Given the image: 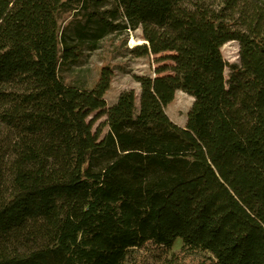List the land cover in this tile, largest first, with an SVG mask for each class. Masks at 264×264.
Instances as JSON below:
<instances>
[{"label":"trees","instance_id":"obj_1","mask_svg":"<svg viewBox=\"0 0 264 264\" xmlns=\"http://www.w3.org/2000/svg\"><path fill=\"white\" fill-rule=\"evenodd\" d=\"M114 3L147 41L135 55L174 64L134 75L139 106L132 88L107 109L61 78L82 47L60 17L84 7L117 30L108 0H0V264H137L179 237L172 264H264V0ZM178 89L185 126L165 110Z\"/></svg>","mask_w":264,"mask_h":264},{"label":"rangeland","instance_id":"obj_2","mask_svg":"<svg viewBox=\"0 0 264 264\" xmlns=\"http://www.w3.org/2000/svg\"><path fill=\"white\" fill-rule=\"evenodd\" d=\"M114 0H108V5L102 11L104 18L112 19L119 24L117 30H104L97 25V21L87 20V9L81 8L61 14L60 23L62 29L63 45L79 44L82 47L80 59L60 70L61 78L67 83L82 84L90 88L96 95L105 98L108 109L113 105L121 91L134 88L137 94L139 106L140 85L135 80V74H147L155 76V69L163 64L171 66L172 59H160L165 54H151L148 56H136L132 47L143 41L141 28L129 29L125 27V19L119 15L117 19L107 9H112ZM135 39V43L131 40ZM222 54L228 65L225 69L226 76L231 71L230 64L239 63V43L236 40L226 42L221 47ZM167 69L161 74H171ZM194 98L187 92L178 89L174 98L169 102L165 110L169 117L181 126L186 125L188 112ZM99 111L91 113V119ZM103 114L95 122L93 130L100 122L106 119ZM181 237L177 238L171 248L148 242L135 252L137 264H172V258L182 247Z\"/></svg>","mask_w":264,"mask_h":264},{"label":"bare ground","instance_id":"obj_3","mask_svg":"<svg viewBox=\"0 0 264 264\" xmlns=\"http://www.w3.org/2000/svg\"><path fill=\"white\" fill-rule=\"evenodd\" d=\"M135 42H136V40H135V39H132V40H131V43H135ZM138 42H140V43H141V42H143V41H138Z\"/></svg>","mask_w":264,"mask_h":264},{"label":"water","instance_id":"obj_4","mask_svg":"<svg viewBox=\"0 0 264 264\" xmlns=\"http://www.w3.org/2000/svg\"><path fill=\"white\" fill-rule=\"evenodd\" d=\"M144 42H147V41H144ZM143 43V42H142Z\"/></svg>","mask_w":264,"mask_h":264}]
</instances>
